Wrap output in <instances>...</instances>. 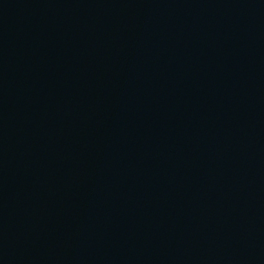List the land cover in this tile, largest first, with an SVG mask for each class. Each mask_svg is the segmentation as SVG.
<instances>
[{
	"label": "water",
	"instance_id": "water-1",
	"mask_svg": "<svg viewBox=\"0 0 264 264\" xmlns=\"http://www.w3.org/2000/svg\"><path fill=\"white\" fill-rule=\"evenodd\" d=\"M0 264H264V0H0Z\"/></svg>",
	"mask_w": 264,
	"mask_h": 264
}]
</instances>
